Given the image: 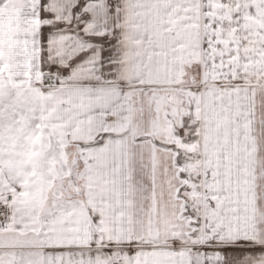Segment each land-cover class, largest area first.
<instances>
[{
  "label": "snow or ice",
  "instance_id": "1",
  "mask_svg": "<svg viewBox=\"0 0 264 264\" xmlns=\"http://www.w3.org/2000/svg\"><path fill=\"white\" fill-rule=\"evenodd\" d=\"M0 264H264V0H0Z\"/></svg>",
  "mask_w": 264,
  "mask_h": 264
}]
</instances>
